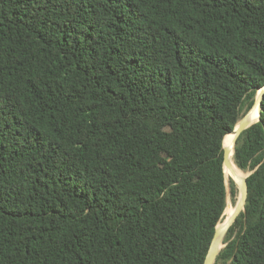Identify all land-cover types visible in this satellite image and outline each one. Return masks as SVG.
<instances>
[{"label": "trees", "instance_id": "trees-1", "mask_svg": "<svg viewBox=\"0 0 264 264\" xmlns=\"http://www.w3.org/2000/svg\"><path fill=\"white\" fill-rule=\"evenodd\" d=\"M263 84L264 0H0V264H203ZM233 159L264 264V95Z\"/></svg>", "mask_w": 264, "mask_h": 264}, {"label": "water", "instance_id": "water-1", "mask_svg": "<svg viewBox=\"0 0 264 264\" xmlns=\"http://www.w3.org/2000/svg\"><path fill=\"white\" fill-rule=\"evenodd\" d=\"M263 95H264V84L258 88L256 95H255V98H254V102L251 105V107L244 113V115L241 118L238 119V121L236 122L232 131L229 132V133H232L234 135L233 140H232V142H233L232 157H233V153H234V144H235V141H236L237 137L239 136V134L243 130L248 128L250 125H252L253 123H255L256 121L259 120L260 110H261V100L263 98ZM256 107L258 108V117L255 121H253L252 116H251L252 115L251 112H253V110ZM227 134H225L224 137ZM224 137H223V139H224ZM222 148H223V164H222V166H223V171H224V167H226V168L230 167V163L228 161L230 150L228 147L223 146V142H222ZM246 177L247 176L237 177L235 175H232V177H231L233 182L235 183V185L237 187L239 199L235 205L234 212L229 216V218L220 226H218L219 222L216 224L214 234H213L212 240L210 242L209 248L207 250L203 264H214L215 259L218 255L219 251L225 245V243H223V240H224V237H225L229 227L233 224V222L235 221L238 214L241 211H244V204H245V200H246V196H247ZM224 184H225V189H226L227 185H226L225 178H224Z\"/></svg>", "mask_w": 264, "mask_h": 264}, {"label": "rangeland", "instance_id": "rangeland-1", "mask_svg": "<svg viewBox=\"0 0 264 264\" xmlns=\"http://www.w3.org/2000/svg\"><path fill=\"white\" fill-rule=\"evenodd\" d=\"M247 108L248 107L246 106V104H244L242 106L241 111H240L239 118H241L244 115V113L248 110ZM227 138H228V136L225 137V140H227ZM230 167L232 169V173L233 174H235L234 171H233V167H236L240 171V176H238V177H245V176H248L250 174V170H241V169H239L236 166L233 157H232V160H231V163H230ZM229 179L232 180V178L229 177L228 176V173L226 172V185H227V188H226L225 207H224V211L222 213V216H221V218L219 220L218 226H220L221 224H223L225 222V220L227 219L226 218V208H228V207H231V208L235 207V205H236V203H237V201L239 199V194H238V190H237L236 185H235V192H234V194L232 195L230 193ZM226 206H228V207H226Z\"/></svg>", "mask_w": 264, "mask_h": 264}, {"label": "bare ground", "instance_id": "bare-ground-1", "mask_svg": "<svg viewBox=\"0 0 264 264\" xmlns=\"http://www.w3.org/2000/svg\"><path fill=\"white\" fill-rule=\"evenodd\" d=\"M251 113H252V115H251L252 116V119H253V121H255L257 119V117H258V108L256 107L253 110V112H251ZM227 136H228L227 140L224 139V141H223V146L224 147H228L229 150H230L228 161H229V163H231V160H232V150H233V142H232V140H233V136L234 135L232 133H229ZM233 171H234V173L236 175L232 173L231 167H229V168L224 167V178H225V181H226V172L228 173V176L229 177H232V175H235L237 177L240 176V171L236 167H233ZM226 207H228V206H226ZM234 210H235V207H233V208H231V207L226 208V218L227 219L234 212Z\"/></svg>", "mask_w": 264, "mask_h": 264}]
</instances>
